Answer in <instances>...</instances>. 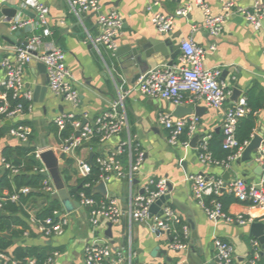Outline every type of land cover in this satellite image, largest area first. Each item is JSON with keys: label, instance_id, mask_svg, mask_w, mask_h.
Segmentation results:
<instances>
[{"label": "crops", "instance_id": "1", "mask_svg": "<svg viewBox=\"0 0 264 264\" xmlns=\"http://www.w3.org/2000/svg\"><path fill=\"white\" fill-rule=\"evenodd\" d=\"M39 1L49 9L51 30L59 31L58 38H54L53 34L44 37L39 51L43 53L52 45L65 51L66 64L74 78L75 87L80 93V103L75 107L54 96L49 88L42 101L40 98L37 102L34 101V88L43 82L44 74L37 68L36 61L31 62L26 67L25 80L26 88L33 92V109L19 118L20 121L32 124L34 135L31 145L41 146L36 145L34 141L37 136L45 138L46 143L42 145L43 147L56 144L57 135L52 131V127L55 126L52 121L57 116L63 113H74L76 116H81L83 120L93 122L109 111L112 103L120 100L122 105L119 107V112L127 117V125L123 131L117 137L104 143H90L88 147L78 150L77 155L88 161L91 152L96 154L95 157L107 155L114 151L120 141L131 139L134 146H138L144 155L140 172L132 183L126 178L112 177L107 182L108 199L115 198L123 209H128L132 197L136 194H144L151 179H162L170 183L173 190L168 192L170 199L165 205L170 206L183 223L188 249L181 252L172 250V242L169 241L167 235L157 236L152 232L150 222H132L128 215L124 216L120 223L112 225L113 236L109 238L106 234L109 229L108 224L102 222L99 228L94 230L89 223L88 209L82 206L71 213H64L68 215L69 226L63 235L52 238L43 237L30 223L29 236L24 237L18 244L48 245L54 250L53 252L59 253L53 264H85L84 249L93 241L100 244L103 241L105 245L112 248L115 255L122 254L125 258L124 264H218V250L215 241L220 239L233 247L238 264H247L254 256L252 242L257 241L260 263L264 264V246L250 235V225L238 226L222 219H209L192 195V185L189 179L196 174L222 180L226 177L228 183L241 178L249 185L262 186L264 189V176L258 174L260 165L255 161L258 151L252 153L251 161H241L244 147L238 158L231 160L227 166L205 165L200 162L198 156L201 143L205 140L209 142L214 135L222 137L224 111L210 108L203 100H197L194 104L185 106L204 107L205 110L201 115L196 116L193 111L191 115L175 117L173 115L175 106L169 101L151 99L136 91L135 85L147 71L158 65L154 60H151L149 69L142 73L134 84L129 82L116 85L113 71L108 66L111 59L109 54L103 50L104 58H101L96 49L87 42V33L92 36L96 34L95 16L72 12V0ZM113 1L101 0L102 10L105 12L113 10V7L107 5ZM152 1L121 0L116 9L123 18L122 31L117 40L118 48L128 44L134 45L137 40H158L160 42L169 40L174 51L180 49L182 40L189 38L204 48L215 44L216 50L206 58L205 68L220 69L222 71L220 80L231 94L234 88H238L242 92L241 97L252 91L255 97L264 98V28L262 26L256 27L240 16H232L225 22L220 36L215 38L202 29L197 32L192 31V25L202 26L204 21L203 12L193 2L159 0L160 4L153 8L155 11L166 14H173L179 8L188 4L192 5L190 14L186 18H176L171 32L162 34L152 24L151 14L147 11ZM231 1L240 7L251 8L257 0ZM206 2L213 14L222 13L224 0H206ZM5 5L21 6V1L0 0V46H22L32 36V27L12 31L10 19L1 12ZM28 17L26 14H18L16 18L25 20ZM34 33L42 34V31L37 30ZM7 54L9 53L0 49V78L3 77L1 61ZM178 58L179 56L176 62ZM162 64H168V62L165 61ZM130 76L134 78L133 74ZM233 103L230 101L227 105ZM161 113L171 114L178 119H189L196 116L199 119L198 130L192 136L184 134L181 144L171 146L168 143L169 132L158 123V116ZM256 117V128L248 144L255 134L262 136L264 142V107L256 114ZM195 137L197 139L192 143ZM19 145L22 144L13 138H3L0 141V164L5 148ZM121 161L127 170L130 158L124 155ZM74 163L73 157H64L61 170H66L67 176L71 177L67 184L68 188L69 190L77 189V192H71L70 196L73 201H78L79 188L76 186L81 178ZM44 194V197L26 206L27 212L30 211L37 215L48 205L53 196L46 192ZM230 194L228 190H225L221 196ZM228 213L232 215L255 214L256 221L264 224V211L260 209H248L233 202L228 208ZM156 216L158 215L154 217ZM156 246L167 249V255L153 259L150 255ZM168 257L173 259L172 263L167 262Z\"/></svg>", "mask_w": 264, "mask_h": 264}, {"label": "built area", "instance_id": "2", "mask_svg": "<svg viewBox=\"0 0 264 264\" xmlns=\"http://www.w3.org/2000/svg\"><path fill=\"white\" fill-rule=\"evenodd\" d=\"M20 1L21 8L35 14V18L28 17L25 20L14 18L9 20L12 31L32 27L33 34L27 39V46H0V49L9 53L1 61L3 77L0 78V117L5 123L11 121V128L7 137L17 140L20 144L30 142V147L35 148L32 156L43 165L40 170L41 173L46 171L41 161L42 153L46 150H53L62 161L64 157H73L79 177L85 179L90 175L92 166L88 161L79 157L77 152L84 148L86 143L90 145L97 135L99 142L104 143L113 137H117L123 131L127 125V117L119 112L122 102L119 100L112 103L111 109L93 122L85 119L87 123L82 127L79 136H77V132L80 130L84 120L75 119L76 115L74 113H63L52 121L58 129L56 144L48 147L31 145L34 135L33 127L19 124L21 122L19 118L30 113L33 109V92L26 88V67L33 61L44 64L46 66L49 90L54 96L71 103L75 107L80 103V93L75 87L74 78L66 64L65 51L55 45H52L43 53L39 51L43 44V38L52 35L49 9L39 0ZM188 1L193 2L204 15L202 26L192 25L193 32L202 29L216 38L222 33L225 22L232 16H240L256 27H260L264 22V4L260 0H257L251 8H243L231 0H224L222 13L217 15L213 14L206 0ZM159 4V0H153L147 7V11L151 14L152 24L162 34L171 32L176 18H186L192 8V5L188 4L177 9L173 14H166L154 10L153 7ZM71 10L77 14L84 13L95 16L96 34L92 36L87 33V42L96 49L101 58H104L103 50L110 57H114L118 48L117 40L123 27V18L120 13L114 10L103 11L101 0H72ZM37 30H41L42 34L34 33ZM215 50V44L209 48H204L198 46L192 38L184 39L180 44V55L177 62L173 65L159 64L151 68L135 85L134 89L151 99L169 101L174 106L194 104L197 100H203L210 108L223 110V149L231 152L238 150L234 155L230 156V162L237 159L243 148L248 145V143H245L244 146H241L238 143L236 132L240 120L250 113V109L244 97H241L236 103L227 105L231 92L220 80L222 71L220 69L205 68L206 58ZM13 100H20V102L13 104ZM24 103L28 105L25 107ZM158 123L169 132L168 143L171 146H177L182 143L184 134L192 136L197 132L199 119L196 116L189 119H178L171 114L161 113L158 116ZM68 124L74 128L75 132L70 138L63 139L61 134ZM124 155L130 158L127 170L121 161ZM198 158L205 165H228V163L221 164L213 159L207 140L203 141L199 146ZM95 160L101 170L100 181L108 182L112 177H115L118 179L126 178L132 183L140 172L144 155L141 149L138 146H134L132 140L129 139L120 141L113 152L97 156ZM255 161L264 167V142L259 148ZM2 167H5L6 170L11 169L13 174L18 173V170L5 163L4 158L0 164V168ZM189 180L192 185L193 198L211 220L222 219L227 223L238 226L251 225L257 222L255 214L232 215L224 211L222 203L218 200L212 199L208 202L209 197H220L225 190L233 194L238 204L248 209L264 211V189L262 186L249 185L241 178L226 184L221 178H207L204 174H196L191 176ZM44 185V191L47 194L52 196L57 194L51 178L48 177ZM81 188L78 191V202L82 207L88 209L89 223L94 230L98 229L102 222L111 223L112 225L118 224L124 216L128 215L132 222H150L151 230L155 234L167 235L169 233L174 236L176 233V225L180 223V220L170 206L163 205V213L150 218V207L161 197L168 194V186L165 180L151 179L144 194H136L132 197L128 209H123L115 198L96 201L94 198L89 197L85 191L90 188L89 184L82 185ZM31 191L30 188H23L20 193L27 195ZM7 201L18 202L19 194L0 197V210L2 204ZM59 212H55V218L49 217L46 219H38L30 211H28V214L30 223L35 227L36 232L43 237L52 238L63 235L69 226L68 215H64V213L59 215ZM29 232V230L25 231L24 237H28ZM252 244L254 256L247 264H260L259 244L257 241H253ZM215 245L218 250V264H238L235 259L234 249L229 243L217 239ZM171 249L180 252L186 251L188 244L174 237ZM58 254V252H53L44 264H53ZM84 258L85 264L125 263V258L122 254L118 253L115 255L110 246L101 245L96 241L86 245ZM0 264H36V260L27 259L25 263H21L7 252L0 250Z\"/></svg>", "mask_w": 264, "mask_h": 264}, {"label": "trees", "instance_id": "3", "mask_svg": "<svg viewBox=\"0 0 264 264\" xmlns=\"http://www.w3.org/2000/svg\"><path fill=\"white\" fill-rule=\"evenodd\" d=\"M52 34L54 38H58L59 31H52ZM244 98L246 99L250 113L240 120L237 127L236 137L241 146H244L245 143L250 141L256 128V114L264 107V98L261 96L255 97L252 91H249ZM19 102L20 100H13V104H18ZM24 105L26 107L28 104L24 103ZM75 119L81 120L82 117L75 116ZM19 124L32 125L24 121L19 122ZM10 128L11 126L2 121L0 117V140L7 137ZM52 128V131L57 135V127L53 126ZM74 132V128L68 124L66 129L62 132L61 137L63 139H68ZM98 142L99 137L97 135V137L92 140V143ZM34 150V147H23L19 145L17 147H6L2 153L5 163L9 164L15 170H18V173L13 174L11 169L6 170V173L0 178V197L11 196L18 193L19 201H7L2 204L0 211V233L10 234L12 240L0 236V250L7 252L21 263H25L27 259H35L36 264H44L54 251L48 245H17L13 241L14 239H18L19 241L23 240L24 232L30 229V217L26 210V206L31 202H35L38 198L45 196L44 183L47 177L43 176V173L40 172L43 168L41 162L32 156ZM209 150L212 153L213 159L221 164L229 163L230 156L238 151L235 150L231 152L229 150H224L222 146V137L217 135H214L209 141ZM61 172L68 184L71 177L67 176L68 173H66V170H61ZM100 176L101 170L95 160L90 175L85 179H81L76 187L79 188L78 190H81L82 185L89 184L90 188L85 190L87 195L94 198L96 201H104L100 196L92 193L93 187L100 181ZM23 188H30L32 191L25 195L20 193ZM212 199L221 202L224 211L227 213L230 204L236 202L233 194L223 197L212 196L208 198V202ZM61 208L62 204L60 200L52 197L48 205L41 209L36 217L38 219L55 218V212L60 211ZM174 236L183 243L187 242L182 222L176 225V233Z\"/></svg>", "mask_w": 264, "mask_h": 264}, {"label": "water", "instance_id": "4", "mask_svg": "<svg viewBox=\"0 0 264 264\" xmlns=\"http://www.w3.org/2000/svg\"><path fill=\"white\" fill-rule=\"evenodd\" d=\"M264 4V0H260ZM121 0H114L110 2L109 6L113 7L112 9L116 11L117 7ZM105 10V9H104ZM2 14L7 17L8 19H13L18 16V14H26L30 18L34 19L35 14L32 12L21 8V6L16 5L14 7L5 5L3 10L1 11ZM264 28V22L261 24ZM23 46H27V42H24ZM35 54V53H34ZM180 54V49L175 50L173 49L172 44L169 40H165L164 42H160L158 40H137L135 41L134 45L128 44L122 47L117 48L114 57H110V61L108 62V66L113 71V77L116 85H123L124 83H131L134 84L137 79H139L140 75L144 73L150 67L151 60L157 61L158 65L164 63L165 61L168 62V65H173L176 62L177 57ZM37 68L39 71L44 74L43 82L35 86L34 88V101L43 100L46 93L48 92V87L46 84L47 76H46V66L42 63L37 62ZM121 72V74H120ZM148 72V71H147ZM146 72V73H147ZM136 73V74H134ZM131 74L134 75V78H131ZM241 90L238 88H234L233 92L229 98V102L236 103L241 97ZM205 110L204 107H187L185 105L175 106L174 116L175 117H183L187 115H191L193 111H195L196 116L201 115ZM87 123V120H84L80 130L77 132V136L80 135V131L82 127ZM7 125H11V121L6 122ZM197 137L194 138L192 143L196 141ZM263 143L262 136L255 134L253 140L245 147L244 152L241 156V161H251L252 160V153L259 151L261 144ZM23 147H30V142L22 143ZM89 144L86 143L84 147H88ZM95 153L91 152L89 155L88 163L93 166L94 165V158ZM41 161L44 164L46 171L43 173V176L51 178L57 194L54 195V199L60 200L62 204V208L59 212V215L67 212L71 213L76 208H81V204L78 201H73L71 199L70 193L77 192V189L69 190L68 185L62 175L61 172V164L63 161L59 159L53 150H46L41 155ZM253 162V161H252ZM6 173L5 167L0 168V178ZM258 174L264 176V167L259 166ZM228 175V174H227ZM226 184L228 183V178L224 177ZM108 183L104 181H100L96 184L93 189L92 193L94 195L100 196L102 199H108ZM168 192H172L173 188L170 183H167ZM142 193V192H141ZM170 199V196L167 194L161 197L156 203H154L150 207V218L154 215H160L163 213L162 207L166 204V202ZM1 211V210H0ZM108 231L107 236L112 238V224L108 223ZM250 235L258 239V241L264 246V224L262 222H254L250 225ZM1 237H4L8 240H12V236L8 233H0ZM157 236H160L158 233ZM168 239L170 242H173V237L168 233ZM15 244L19 243L18 239L13 240ZM105 244V242H101V245ZM168 253L167 249L164 250L160 246H156L151 251V257L153 259L162 258L166 256ZM168 263H172L173 259L168 257Z\"/></svg>", "mask_w": 264, "mask_h": 264}, {"label": "rangeland", "instance_id": "5", "mask_svg": "<svg viewBox=\"0 0 264 264\" xmlns=\"http://www.w3.org/2000/svg\"><path fill=\"white\" fill-rule=\"evenodd\" d=\"M34 141H35L36 145H41V146L46 143L45 138L38 137V136L36 137V139Z\"/></svg>", "mask_w": 264, "mask_h": 264}]
</instances>
